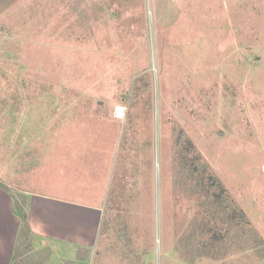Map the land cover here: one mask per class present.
Masks as SVG:
<instances>
[{
    "label": "rangeland",
    "instance_id": "1",
    "mask_svg": "<svg viewBox=\"0 0 264 264\" xmlns=\"http://www.w3.org/2000/svg\"><path fill=\"white\" fill-rule=\"evenodd\" d=\"M8 3L0 11V182L13 190L0 188L20 229V187L84 201L95 159L86 146L101 139L110 152L117 138L106 153L109 233L71 260L264 264V0ZM209 175L224 185L222 200ZM125 183L137 194L112 205ZM216 221L221 241L207 247ZM123 227L132 241L119 238ZM42 241L36 264H66L77 247Z\"/></svg>",
    "mask_w": 264,
    "mask_h": 264
},
{
    "label": "crops",
    "instance_id": "2",
    "mask_svg": "<svg viewBox=\"0 0 264 264\" xmlns=\"http://www.w3.org/2000/svg\"><path fill=\"white\" fill-rule=\"evenodd\" d=\"M117 140L116 138V143H112L110 152L118 148ZM89 143L86 148L95 156L93 160L95 164L93 163L92 170L87 169L88 185L84 190H81L84 193L82 195L84 201L79 200L80 198H67L68 196L55 195L52 197L47 194L43 196V194L32 192L25 187L18 189L28 198V220L34 233V244H36L32 253L22 258L23 264H36L35 259L30 257L40 250L39 248L43 245L42 239L49 243L56 241L73 247L77 246L75 251L68 256L69 258L63 259L71 260L77 257L75 252L79 247H84L87 253L93 252L97 246L96 243L105 234H102V224L106 216L107 184L113 159L109 163L107 162L106 153L110 155V152L101 139ZM120 175L123 178V174ZM8 187L13 190L10 186ZM128 192L130 195L133 192L135 196L137 187L134 189L132 185L125 183L120 186L119 184L115 188L114 195L111 196L112 205L118 207V199L125 201ZM129 200V198L126 199V201ZM19 233L20 221L14 212V200L10 194L0 188V264L14 263V252ZM119 238L122 239L120 236Z\"/></svg>",
    "mask_w": 264,
    "mask_h": 264
},
{
    "label": "trees",
    "instance_id": "3",
    "mask_svg": "<svg viewBox=\"0 0 264 264\" xmlns=\"http://www.w3.org/2000/svg\"><path fill=\"white\" fill-rule=\"evenodd\" d=\"M13 1L11 0V2H13ZM8 2H10V0H0V11L3 10V8H5L6 5L9 4ZM187 142H188V144L186 146L189 149L192 148V146H193L192 142L190 140ZM195 170H196V168H195ZM204 173L205 172L203 171V174ZM200 175H202V172H200ZM206 180H209L211 183L214 184L215 188H218V191L216 192L215 197L217 199L222 200L223 194L225 193V187L221 183V181L212 175H209L208 177H206ZM199 182L201 185H203V184L206 185V183H202L201 180H199ZM0 186L4 187L7 191L11 192V189L7 185L0 182ZM18 194H17V199H16V204H17L16 212L21 218V229H20V233L18 236V240H17L15 252H14V263L13 264H23V263H21L20 258L22 256H24L25 254H27L28 252H30L34 248V233L32 232V229L30 227L29 220H28V214H27L28 198L26 197L25 194H22V193L19 195ZM208 225H209L208 226V232L211 233L212 235L209 234V237H208L209 239H208V241H205L204 244L207 247H211L216 241H221V238H220L221 234L219 232L218 222L217 223L209 222ZM125 229L126 228L123 227L122 230H119V234H121L122 239H127V241H132V236L131 235L127 236ZM109 230H110V227L108 225V227H106V230H104V232H102V234L103 233H109ZM132 243L133 242H127L126 245L128 246V248H130L132 246ZM133 251H134V249H131L129 251V254H131ZM85 253H86V251H85ZM85 253L77 255L76 258H78L79 260H84L87 256L86 255L87 253L86 254ZM66 264H76V262L74 260H68L66 262Z\"/></svg>",
    "mask_w": 264,
    "mask_h": 264
},
{
    "label": "clouds",
    "instance_id": "4",
    "mask_svg": "<svg viewBox=\"0 0 264 264\" xmlns=\"http://www.w3.org/2000/svg\"><path fill=\"white\" fill-rule=\"evenodd\" d=\"M125 111H126L125 106L122 105L117 106V113H116L117 117L118 118L123 117Z\"/></svg>",
    "mask_w": 264,
    "mask_h": 264
}]
</instances>
